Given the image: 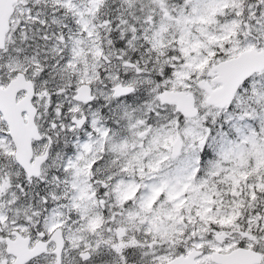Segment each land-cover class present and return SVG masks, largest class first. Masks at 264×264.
I'll return each mask as SVG.
<instances>
[{"label": "snow or ice", "instance_id": "snow-or-ice-1", "mask_svg": "<svg viewBox=\"0 0 264 264\" xmlns=\"http://www.w3.org/2000/svg\"><path fill=\"white\" fill-rule=\"evenodd\" d=\"M0 264H264V0H0Z\"/></svg>", "mask_w": 264, "mask_h": 264}]
</instances>
